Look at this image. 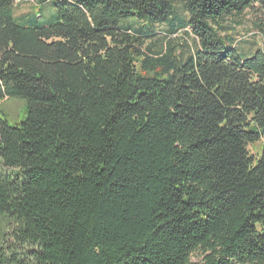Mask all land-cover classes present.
<instances>
[{
  "label": "trees",
  "instance_id": "1",
  "mask_svg": "<svg viewBox=\"0 0 264 264\" xmlns=\"http://www.w3.org/2000/svg\"><path fill=\"white\" fill-rule=\"evenodd\" d=\"M26 1L0 0V264H264V48L225 24L264 0Z\"/></svg>",
  "mask_w": 264,
  "mask_h": 264
},
{
  "label": "rangeland",
  "instance_id": "2",
  "mask_svg": "<svg viewBox=\"0 0 264 264\" xmlns=\"http://www.w3.org/2000/svg\"><path fill=\"white\" fill-rule=\"evenodd\" d=\"M36 2V0H27L26 2H22L19 4L17 8V15L18 14H26L30 13L32 5ZM259 6L254 7V9H246V11L241 16L231 15L226 18V23L228 25V32L231 34V36L234 39L236 48L241 51L244 54H250L252 51H254L257 48H264V36L262 32L259 30L257 24L259 23V20L264 18V9L258 8ZM37 17L39 15L44 16L41 18L39 16L38 18H41L42 22H48L52 20L56 14L57 10H55V7L50 14V12L46 11V6H44L42 9L37 8ZM136 25H139L140 23L135 21ZM158 34L161 32H166V29L164 27H159L156 29ZM222 34L225 35L224 32ZM175 37V40L180 44L179 46L182 48V44L184 42H188L189 44L193 45V42L191 38L184 34L182 31H179L176 34L172 35ZM22 110L21 104H11L9 106V112L12 114V117H15L18 113H20ZM259 148V143H256L255 145H248V149L250 153H256ZM5 223L3 219H0V240H1V232L5 230ZM200 255L198 253L194 254L192 257V261H199Z\"/></svg>",
  "mask_w": 264,
  "mask_h": 264
}]
</instances>
